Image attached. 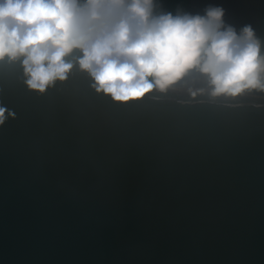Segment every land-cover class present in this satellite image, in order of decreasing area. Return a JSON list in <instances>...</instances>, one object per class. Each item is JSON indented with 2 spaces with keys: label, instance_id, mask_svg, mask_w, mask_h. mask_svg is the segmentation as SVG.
Wrapping results in <instances>:
<instances>
[{
  "label": "water",
  "instance_id": "95a60500",
  "mask_svg": "<svg viewBox=\"0 0 264 264\" xmlns=\"http://www.w3.org/2000/svg\"><path fill=\"white\" fill-rule=\"evenodd\" d=\"M185 2L261 37L264 0ZM25 79L0 62V264H264V93L116 102L78 64L43 94Z\"/></svg>",
  "mask_w": 264,
  "mask_h": 264
},
{
  "label": "clouds",
  "instance_id": "9594fccd",
  "mask_svg": "<svg viewBox=\"0 0 264 264\" xmlns=\"http://www.w3.org/2000/svg\"><path fill=\"white\" fill-rule=\"evenodd\" d=\"M225 15L222 5L173 13L160 0H0V62H21L25 84L42 94L75 64L116 102L166 92L194 74L206 87L189 89L192 96L264 93V39ZM6 112L0 106V126Z\"/></svg>",
  "mask_w": 264,
  "mask_h": 264
},
{
  "label": "flooded vegetation",
  "instance_id": "af4514ba",
  "mask_svg": "<svg viewBox=\"0 0 264 264\" xmlns=\"http://www.w3.org/2000/svg\"><path fill=\"white\" fill-rule=\"evenodd\" d=\"M182 1L183 0H160V3H162L163 9L165 11H170V12L175 13L176 10L179 8V4ZM260 38L264 39V26H263V24H262L261 37Z\"/></svg>",
  "mask_w": 264,
  "mask_h": 264
},
{
  "label": "bare ground",
  "instance_id": "6f19581e",
  "mask_svg": "<svg viewBox=\"0 0 264 264\" xmlns=\"http://www.w3.org/2000/svg\"><path fill=\"white\" fill-rule=\"evenodd\" d=\"M187 82H190V83L198 82L199 84H201L202 87H206V85L202 81V78H200L199 76L188 78Z\"/></svg>",
  "mask_w": 264,
  "mask_h": 264
},
{
  "label": "trees",
  "instance_id": "16d2710c",
  "mask_svg": "<svg viewBox=\"0 0 264 264\" xmlns=\"http://www.w3.org/2000/svg\"><path fill=\"white\" fill-rule=\"evenodd\" d=\"M179 8L183 9L184 11H186V3L185 0H183L180 4H179ZM263 26H264V20H263Z\"/></svg>",
  "mask_w": 264,
  "mask_h": 264
}]
</instances>
